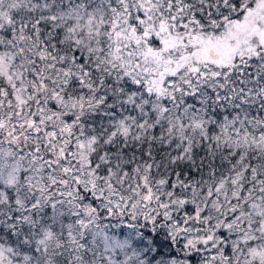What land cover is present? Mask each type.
Returning a JSON list of instances; mask_svg holds the SVG:
<instances>
[{"label":"snow or ice","instance_id":"6c2138e0","mask_svg":"<svg viewBox=\"0 0 264 264\" xmlns=\"http://www.w3.org/2000/svg\"><path fill=\"white\" fill-rule=\"evenodd\" d=\"M0 264H264V0H0Z\"/></svg>","mask_w":264,"mask_h":264}]
</instances>
